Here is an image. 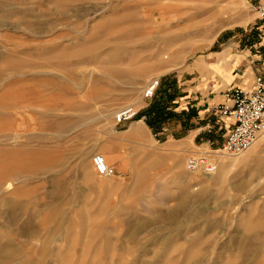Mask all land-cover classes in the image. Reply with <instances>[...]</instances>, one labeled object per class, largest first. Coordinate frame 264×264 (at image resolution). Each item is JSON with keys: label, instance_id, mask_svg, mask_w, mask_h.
<instances>
[{"label": "rangeland", "instance_id": "1", "mask_svg": "<svg viewBox=\"0 0 264 264\" xmlns=\"http://www.w3.org/2000/svg\"><path fill=\"white\" fill-rule=\"evenodd\" d=\"M260 24L243 0H0L5 263L264 264V141L222 179L195 176L187 157L219 149L222 124L196 145L165 143L158 110L180 95L198 57L231 41L247 53ZM127 106L138 119L117 124ZM97 153L114 176L97 174ZM182 194L185 210L157 220Z\"/></svg>", "mask_w": 264, "mask_h": 264}, {"label": "crops", "instance_id": "2", "mask_svg": "<svg viewBox=\"0 0 264 264\" xmlns=\"http://www.w3.org/2000/svg\"><path fill=\"white\" fill-rule=\"evenodd\" d=\"M235 47L236 42L231 41L219 52L198 57L190 65L191 77L183 82L180 95L170 102L159 103L158 110H163L169 126L165 143L180 138L183 144L196 145L195 139L209 136L220 124L224 133L230 129V119L217 111L226 102V88L229 85L253 87L256 77L264 72L263 40L259 39L245 54L235 52ZM142 124L149 128L145 122Z\"/></svg>", "mask_w": 264, "mask_h": 264}, {"label": "built area", "instance_id": "3", "mask_svg": "<svg viewBox=\"0 0 264 264\" xmlns=\"http://www.w3.org/2000/svg\"><path fill=\"white\" fill-rule=\"evenodd\" d=\"M258 14L261 21L259 39L264 41V0H243ZM161 79L150 81L144 89L145 99L156 95ZM226 102L217 107L222 117L231 121L222 146L216 151L208 150L189 155L185 162L187 172L195 176L212 175L218 169L219 155L244 154L264 134V72L257 76L253 87L229 85L225 90ZM139 111L133 106L123 109L116 116L117 124L137 120ZM143 120V119H142ZM95 171L100 176H114L116 170L108 165L101 154L93 155Z\"/></svg>", "mask_w": 264, "mask_h": 264}, {"label": "bare ground", "instance_id": "4", "mask_svg": "<svg viewBox=\"0 0 264 264\" xmlns=\"http://www.w3.org/2000/svg\"><path fill=\"white\" fill-rule=\"evenodd\" d=\"M244 3H246L244 1ZM248 5V3H246ZM249 6V5H248ZM119 52V51H118ZM117 56V55H116ZM165 57H168V56H165ZM173 66V65H172ZM174 67V66H173ZM171 69H166V71H169ZM120 73V72H119ZM120 76V75H119ZM149 85V84H148ZM147 85V86H148ZM127 107H130V106H127ZM125 107V108H127ZM135 107V106H133ZM125 108H122L121 110H119L118 112H114L115 116H117L118 113H120L123 109ZM136 108V107H135ZM111 112V111H110ZM105 114V113H104ZM113 114V115H114ZM112 115V116H113ZM116 120V119H115ZM140 121V120H139ZM144 122V120H143ZM132 130V133H137V131H134L133 128L131 129ZM130 130V131H131ZM264 135V134H262ZM260 136L257 141L246 151L247 153L245 154H242V155H238V158H232L231 160L227 161V162H224V161H221L219 164H218V169L216 171V177L217 179H222L224 177V175L226 174V170L227 168H231V167H234L235 165H239V164H244L245 162H247L250 158H252V154H254L256 152L257 149H260L261 148V143L264 141V136ZM102 155V154H101ZM244 155V156H243ZM240 156H243V157H240ZM233 157V156H232ZM236 157V156H234ZM105 158V157H104ZM106 160V159H105ZM107 162V161H106ZM108 164V163H107ZM262 165L260 166V168H258L256 171V174L261 177L264 175V163H261ZM109 165V164H108ZM98 174V173H97ZM99 175V174H98ZM102 177H106V176H102ZM245 185V181L244 182H239L236 184V188L240 189L242 188L243 186ZM9 187H12V184H9ZM186 198H187V195H181L179 197V199L177 201H179V203L177 204L176 207L174 208H168L167 210L155 215L156 216V219H176L179 215V213H181L182 210H185V202H186ZM10 203V202H8ZM12 204V203H10ZM11 206V205H10ZM263 217V215L261 216ZM147 223V222H146ZM257 228L259 231H263L264 232V217L261 218L260 222L258 223L257 225ZM2 253V252H0ZM13 256V255H12ZM1 258L3 261L0 262V264H6L5 263V259L6 258H11L10 256H8L7 254L5 253H2L1 254Z\"/></svg>", "mask_w": 264, "mask_h": 264}]
</instances>
